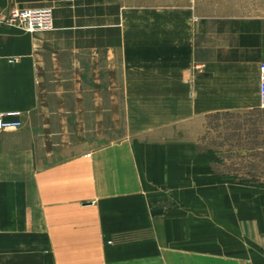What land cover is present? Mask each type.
I'll use <instances>...</instances> for the list:
<instances>
[{
	"label": "crops",
	"instance_id": "obj_1",
	"mask_svg": "<svg viewBox=\"0 0 264 264\" xmlns=\"http://www.w3.org/2000/svg\"><path fill=\"white\" fill-rule=\"evenodd\" d=\"M209 2L0 0V264H264V188L204 143L261 107L264 0Z\"/></svg>",
	"mask_w": 264,
	"mask_h": 264
},
{
	"label": "rangeland",
	"instance_id": "obj_2",
	"mask_svg": "<svg viewBox=\"0 0 264 264\" xmlns=\"http://www.w3.org/2000/svg\"><path fill=\"white\" fill-rule=\"evenodd\" d=\"M192 2L193 0H186ZM210 0H202L209 5ZM262 0H212L218 6L237 12L238 4L256 5ZM120 126L121 132H127L125 119ZM110 127H106L107 132ZM90 134L97 133L90 127ZM102 129L100 128V133ZM206 146L218 152L219 170L227 173L236 181L252 182L264 188V108L259 107L228 115H217L210 119ZM103 144L101 142L91 143Z\"/></svg>",
	"mask_w": 264,
	"mask_h": 264
},
{
	"label": "built area",
	"instance_id": "obj_3",
	"mask_svg": "<svg viewBox=\"0 0 264 264\" xmlns=\"http://www.w3.org/2000/svg\"><path fill=\"white\" fill-rule=\"evenodd\" d=\"M3 22L16 26L28 33L53 29L54 15L52 8H29L14 6L3 15ZM260 101L264 108V64L261 67ZM21 112H0V130H14L22 126Z\"/></svg>",
	"mask_w": 264,
	"mask_h": 264
}]
</instances>
